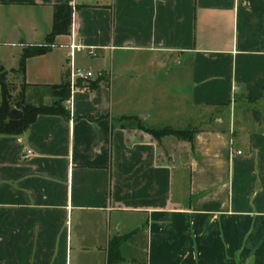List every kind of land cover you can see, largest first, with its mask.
Here are the masks:
<instances>
[{
  "label": "crops",
  "instance_id": "1",
  "mask_svg": "<svg viewBox=\"0 0 264 264\" xmlns=\"http://www.w3.org/2000/svg\"><path fill=\"white\" fill-rule=\"evenodd\" d=\"M70 66L93 78L68 117L0 136V264H264V0H0V78L28 105ZM166 127L193 144L163 154Z\"/></svg>",
  "mask_w": 264,
  "mask_h": 264
},
{
  "label": "trees",
  "instance_id": "2",
  "mask_svg": "<svg viewBox=\"0 0 264 264\" xmlns=\"http://www.w3.org/2000/svg\"><path fill=\"white\" fill-rule=\"evenodd\" d=\"M71 8L68 4L58 6L54 9L53 28L47 37V44L51 43L58 35L67 34L70 27ZM43 50L27 51L21 59V70H23L24 62L28 56L41 53ZM57 101L49 107L31 106L25 102L23 93L19 95V99L15 103L10 104L9 97L5 87L2 89V101L0 103V136L19 137L23 135L29 127L36 121L39 116L58 115L67 118L68 114L62 107V103L69 99V73L64 72L61 76V84L53 87ZM153 140L159 142L161 138L169 134L168 130H147L146 131ZM197 130L174 131L170 133L176 140L193 144V139Z\"/></svg>",
  "mask_w": 264,
  "mask_h": 264
},
{
  "label": "rangeland",
  "instance_id": "3",
  "mask_svg": "<svg viewBox=\"0 0 264 264\" xmlns=\"http://www.w3.org/2000/svg\"><path fill=\"white\" fill-rule=\"evenodd\" d=\"M1 69V68H0ZM6 69V68H5ZM3 87H5L6 91H7V94H8V97H9V101H10V104H13L16 102V100L19 99V95L21 94V92L23 91V84L21 82V80L17 77V72L14 74V75H10L9 72H6L3 76H1L0 78V96L2 95L1 92H2V89ZM140 102H142L141 104V107L144 109L145 112H143V114H140L142 116H145L147 113L151 114L152 112H154V110H158L159 106H156V107H152L150 105V103L146 102L145 103V100H140ZM241 104L237 103L236 104V107H235V118H234V122H235V127H236V130H238L241 126H243L242 124L244 123V121L242 120V105L240 106ZM255 106H251L249 109H250V114H251V119H252V112L254 110H258L257 108H253ZM257 107H259V109H262L260 108V105H258ZM254 109V110H252ZM250 114L246 115L247 117H250ZM140 115H138V117H140ZM251 122V125L252 127H255L254 123L252 121ZM162 129V128H161ZM163 129H166L168 130L169 134L163 138L160 139V141L165 145L163 147V151L165 153L163 154H166L167 156H171L172 155V148L177 151H181V147L177 146L178 143L180 146H182V142L181 141H177L175 139V137L173 135H171L170 133H173L174 131H189L190 129H186V130H178V129H175L173 127H166V128H163ZM241 149V148H240ZM70 225H71V222L69 221V232H70ZM91 231H94V227H93V230L91 228ZM72 234H75V224H74V219L72 221ZM72 251H75L74 249V246H72ZM87 252H91V248L89 247L88 249H86Z\"/></svg>",
  "mask_w": 264,
  "mask_h": 264
},
{
  "label": "built area",
  "instance_id": "4",
  "mask_svg": "<svg viewBox=\"0 0 264 264\" xmlns=\"http://www.w3.org/2000/svg\"><path fill=\"white\" fill-rule=\"evenodd\" d=\"M71 51H74V50H80L82 47L80 46H77V45H74V43H71L70 47ZM88 56L89 57H95L96 54L93 50H89L88 52ZM69 83H70V87L71 89L74 87V84L76 81H89L93 78V74L92 72L90 71H84V70H81V69H75L74 67L70 66L69 70ZM70 103V101H69ZM240 154V153H238ZM27 156L31 155L30 152H27L26 154Z\"/></svg>",
  "mask_w": 264,
  "mask_h": 264
},
{
  "label": "water",
  "instance_id": "5",
  "mask_svg": "<svg viewBox=\"0 0 264 264\" xmlns=\"http://www.w3.org/2000/svg\"><path fill=\"white\" fill-rule=\"evenodd\" d=\"M253 120L258 126H260L261 115L257 111L253 112Z\"/></svg>",
  "mask_w": 264,
  "mask_h": 264
}]
</instances>
